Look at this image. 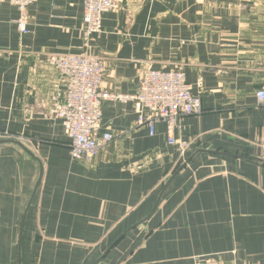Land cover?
<instances>
[{"label": "crops", "instance_id": "0c3cea01", "mask_svg": "<svg viewBox=\"0 0 264 264\" xmlns=\"http://www.w3.org/2000/svg\"><path fill=\"white\" fill-rule=\"evenodd\" d=\"M84 13L35 0L22 33L0 6V264H264V0H124L88 42ZM82 53L106 58L102 91L137 93L147 65L181 70L203 111L170 144L166 123L151 133L132 101H105L114 139L75 160L46 58Z\"/></svg>", "mask_w": 264, "mask_h": 264}, {"label": "built area", "instance_id": "2783aa9c", "mask_svg": "<svg viewBox=\"0 0 264 264\" xmlns=\"http://www.w3.org/2000/svg\"><path fill=\"white\" fill-rule=\"evenodd\" d=\"M5 0H0V6ZM20 10L18 26L27 32V9L35 0H10ZM124 0H85L83 30L85 40L103 31V14L118 9ZM49 65L56 68L64 78L65 94L51 109V114L62 121L66 135L70 139V154L75 160L92 163L101 150L113 139L112 132L100 134L102 126V105L105 101H132L138 113L137 123L148 125L151 133L157 123L168 125L169 143L175 144V130L184 115L203 111L202 101L192 92L181 70H158L146 66L138 92L122 94L102 91L101 84L107 73V60L91 53L49 54ZM260 104L264 105V89L256 93ZM146 111L150 113L145 116ZM12 138L7 131H0V139ZM182 152L187 144L180 143ZM194 264H221L213 258L198 257Z\"/></svg>", "mask_w": 264, "mask_h": 264}]
</instances>
